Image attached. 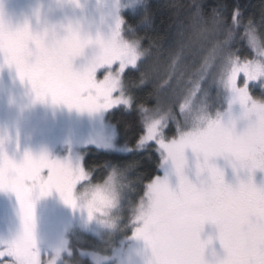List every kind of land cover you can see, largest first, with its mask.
<instances>
[{"label": "snow or ice", "instance_id": "snow-or-ice-1", "mask_svg": "<svg viewBox=\"0 0 264 264\" xmlns=\"http://www.w3.org/2000/svg\"><path fill=\"white\" fill-rule=\"evenodd\" d=\"M122 6L113 0V23L97 38L98 50L86 54L87 42L75 34L49 47L28 20L13 25L0 2V72L14 70L30 86L33 102L89 113L135 111L140 131L129 151L157 153L155 174L133 177L139 161L132 160L106 164L97 180L82 156L21 151L18 132L15 141L10 133L0 135V193L14 194L20 221L14 234L0 238V264H76V257L90 264L97 250L105 252L96 257L98 264H112L126 241L137 264H264V183L254 179L257 170L264 172V13L258 26L251 17L245 21L238 6L218 0L210 13L211 30L223 38L198 67L185 62L193 40L184 42L178 31L165 75L149 93L155 103L148 105L135 89L153 79L152 66L141 69L158 41L149 38L146 48L145 37L120 16ZM142 7L141 22L150 24L147 0ZM192 7L190 24L203 34L209 30L201 28L206 14L200 4ZM177 27L187 25L178 19ZM239 40L251 55L234 46ZM225 93L227 107L221 111L213 101ZM218 157L231 167L235 182L226 181ZM53 191L86 223L105 229L97 234L98 244L78 246L64 238L55 247H41L35 204ZM206 223L215 226L221 249L208 255L213 237L201 239Z\"/></svg>", "mask_w": 264, "mask_h": 264}, {"label": "trees", "instance_id": "trees-1", "mask_svg": "<svg viewBox=\"0 0 264 264\" xmlns=\"http://www.w3.org/2000/svg\"><path fill=\"white\" fill-rule=\"evenodd\" d=\"M13 1L16 5L9 10L10 14L8 11L5 13V16L12 24L16 25L28 20L31 25L35 26L37 23V16L33 13V10L35 12L34 0ZM217 2L218 0H147L149 10L152 13L150 24L141 22L144 15V9L142 7L143 0L137 1L134 5H124L119 9L120 16L124 18L128 24L135 26L138 35L145 37L142 40V44L146 48L149 47V38L158 41L157 44L151 46L149 59L146 62L145 68L141 69V71H145L148 70L149 66H152L155 70V74L151 82L135 89V94L139 101L146 102L148 105L155 103V100L149 97V93L153 92L157 80L165 75V65L170 59V49L175 47V42L179 39L177 36L178 31L184 33V42H187L189 38L193 40L191 50L185 54V62L193 67H198L208 55V50L211 46L218 39L223 38L219 31L211 30L210 13ZM225 2L233 6H238L243 13L245 21L251 17L256 21L258 26L260 25L261 15L264 13V0H225ZM42 4L44 8L36 7L37 10H39L41 19L48 18L51 20H59L69 15L83 16L101 21L106 30H108V27L113 23V5H108V1L105 0H79V7L73 6L69 0H44ZM194 4H200L206 14L204 18L206 23H202L201 28L207 27L209 30L203 34H198V29L193 28L188 19L193 11L192 6ZM230 14L231 13H229V15ZM178 19L184 20L187 27L178 29ZM261 31H264V27H261ZM234 46L239 47L244 54L251 55L245 41L239 40ZM193 53L195 55H193ZM135 75L139 74L136 73ZM205 84H207V81H205ZM7 85L6 89H0V95L6 93L9 101L15 100L18 102L19 99L21 100V102H18L22 109L20 120L25 125L23 116L26 114L33 120L34 114L38 113L39 107H41L43 102H33L30 86H28L27 83H24V85L21 84L16 75L13 81L7 83ZM253 91L256 94H260V89L258 87H254ZM16 105H14V107ZM55 107L52 104L50 105V109L47 110V116L51 115ZM46 118L44 122L40 123L42 127L47 121ZM106 118L110 123L116 126L118 142L120 144L129 146L134 144L140 131L138 115L135 111L116 108L108 111ZM37 136H34L32 141H35ZM30 146H28L27 149H29ZM83 159L88 167L94 169L95 178L97 180H100L105 175L106 164L122 166L123 163L128 161H139L138 168L132 173L133 177L142 173L155 174L157 166V153L152 149H149L148 152H119L89 146L87 147ZM1 194L2 193H0V199ZM70 239L73 244L78 246L83 245L87 247L89 244H98L96 236L81 231L71 233ZM75 259L76 264H86V262L79 257Z\"/></svg>", "mask_w": 264, "mask_h": 264}, {"label": "rangeland", "instance_id": "rangeland-1", "mask_svg": "<svg viewBox=\"0 0 264 264\" xmlns=\"http://www.w3.org/2000/svg\"><path fill=\"white\" fill-rule=\"evenodd\" d=\"M43 1L34 0V14L37 13L36 7L44 8ZM105 1H108V5H113V0ZM137 1L139 0H121V3L122 5H134ZM0 2H2L4 13L6 11L9 12L16 5L13 0H0ZM103 75V70L97 72L98 78L102 79ZM14 76V70H9L8 68L0 72V89H6L7 83L12 82ZM21 84L24 85V83ZM226 96L227 94L225 93L221 95L219 100H214V107L219 105L220 110L224 111L227 107ZM12 101H9L6 93L0 95V135H8L10 133L13 141H15L18 132L21 151L27 149L31 143L30 148L27 150L32 151L34 154L39 153L41 150H46L51 157L61 159L68 156H71L73 159L77 156L84 158L89 146L119 152H129V145L118 142L116 126L106 118L108 111L96 113L82 112L75 108L70 109L62 104L54 105L56 107L50 116H47V110L50 109L51 104H41L38 113L33 116V121L40 124L44 122L46 117L47 121L43 126V133L38 135L37 139L33 140V142L34 136L29 134L27 127L20 120L22 109L18 102H21V100L19 99L18 102L14 100L13 103ZM14 105L16 106L14 107ZM189 157L190 159L192 157L190 150ZM222 162L220 166L225 167L226 181L235 182L233 170L227 165L226 161ZM254 179L257 184L264 183V172L257 170L254 173ZM78 190L79 186L77 187ZM35 214L36 236L41 246L57 245L64 238L70 239L71 233L75 231L89 233L96 237L98 233L103 234L105 231L95 221L86 223V219L82 216L81 212L66 205L55 191L49 196L36 200ZM19 225L18 204L14 194L2 193L0 199V238L7 239L10 237L18 230ZM215 233L216 229L214 225L210 223L204 225L201 239H208L209 236L213 237L212 244L206 249V255L210 253L212 248H215L218 252L221 251L219 241L215 238Z\"/></svg>", "mask_w": 264, "mask_h": 264}, {"label": "clouds", "instance_id": "clouds-1", "mask_svg": "<svg viewBox=\"0 0 264 264\" xmlns=\"http://www.w3.org/2000/svg\"><path fill=\"white\" fill-rule=\"evenodd\" d=\"M70 2V0H69ZM75 7H79V3L70 2ZM33 30L40 35L44 40L45 44L49 47H57L64 40L65 37H69L73 34L77 35L82 41L87 42L85 46V53L88 54L93 49L98 50L96 44L98 37L106 36L107 30L103 26L102 22L96 19L83 17V16H65L59 20H51L48 18L41 19L40 15L37 18L35 26L32 25ZM27 130L31 136H37L43 133L44 127L39 123L34 122L28 115L23 116ZM131 242L126 241L123 247V251L117 260L113 261L112 264H137V257L135 254L129 255V246ZM56 245L52 246L55 247ZM47 248L48 246H41ZM105 256L103 250H97L95 255L90 257V264H98L96 257ZM99 264H105L103 260L99 261Z\"/></svg>", "mask_w": 264, "mask_h": 264}, {"label": "flooded vegetation", "instance_id": "flooded-vegetation-1", "mask_svg": "<svg viewBox=\"0 0 264 264\" xmlns=\"http://www.w3.org/2000/svg\"><path fill=\"white\" fill-rule=\"evenodd\" d=\"M217 159H219V160H217ZM217 159H216L215 162H216L219 166L223 163L222 161H225L223 157H220V158H217Z\"/></svg>", "mask_w": 264, "mask_h": 264}]
</instances>
